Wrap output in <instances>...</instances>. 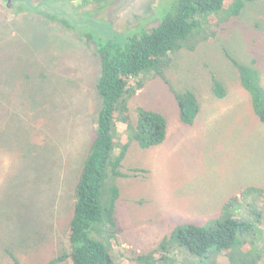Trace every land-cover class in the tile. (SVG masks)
<instances>
[{
  "label": "rangeland",
  "instance_id": "1",
  "mask_svg": "<svg viewBox=\"0 0 264 264\" xmlns=\"http://www.w3.org/2000/svg\"><path fill=\"white\" fill-rule=\"evenodd\" d=\"M168 3L49 0L40 8L49 14L32 9L16 14L0 6V264H13V258L20 264H65L52 261L66 250L73 187L100 107V63L84 33L97 42L112 31L149 29ZM221 13L207 18L206 27L214 32L210 40L170 54L164 70L170 85L147 73L128 100L133 119L138 108L162 115L166 136L145 150L129 142L121 177L108 182L116 185L118 199L115 238L107 246L120 264L157 248L178 225L205 226L245 187L257 193L241 199H248L240 203L241 215L264 209V121L253 113L226 57L254 67L264 87V0L245 3L237 17L225 20ZM211 75L224 85V98L212 94ZM184 90L199 102L192 125L180 122L173 94ZM117 129L127 141L121 123ZM118 153L115 148L111 155ZM260 231L264 246V214ZM169 255L174 264L200 260L178 247ZM207 255L229 264L225 253ZM262 255L258 264H264Z\"/></svg>",
  "mask_w": 264,
  "mask_h": 264
},
{
  "label": "trees",
  "instance_id": "2",
  "mask_svg": "<svg viewBox=\"0 0 264 264\" xmlns=\"http://www.w3.org/2000/svg\"><path fill=\"white\" fill-rule=\"evenodd\" d=\"M169 1L165 15L149 29L137 26L120 33L112 31L108 39L97 42L89 33H84L86 42L92 41L95 46L94 53L100 63L96 82L100 107L94 119L92 140L73 187L72 215L64 236L66 250L53 263L120 264L111 252V245L107 246L116 233L114 213L118 189L112 185L113 178L121 177L119 166L129 142L133 141L145 150L160 145L166 136L164 117L155 111L138 108L133 119L128 108L129 98L141 88L147 73H155L170 85L164 76L170 54L182 48L194 49L197 44L210 40L214 32L206 26L211 15L223 12L221 15L225 20L237 17L244 4L253 0ZM226 57L238 71L240 86L250 97L253 113L263 122L264 87L258 71L240 64L228 53ZM210 89L218 99L226 96L224 85L213 75ZM173 94L180 122L192 125L199 113L196 95L190 90L173 91ZM118 123L123 125L126 133L125 142L120 139ZM115 148H119V153L112 157ZM250 191L257 193L255 189L245 187L229 196L221 205L218 217L205 226L187 223L174 227L157 248L136 255L128 264H174L169 255L173 247L200 258L183 264H219L208 258L210 250L225 253L229 264H258L264 252V246L259 245L263 206L257 210L251 208L248 218L240 213V203L248 200L241 199ZM13 264L20 263L13 258Z\"/></svg>",
  "mask_w": 264,
  "mask_h": 264
},
{
  "label": "flooded vegetation",
  "instance_id": "3",
  "mask_svg": "<svg viewBox=\"0 0 264 264\" xmlns=\"http://www.w3.org/2000/svg\"><path fill=\"white\" fill-rule=\"evenodd\" d=\"M45 1L49 0H0V6L16 14L20 13L23 9H32L33 11H39L42 12V14H45L46 12H43L41 10L43 8H46V6L44 5ZM53 1L55 2L56 0Z\"/></svg>",
  "mask_w": 264,
  "mask_h": 264
}]
</instances>
